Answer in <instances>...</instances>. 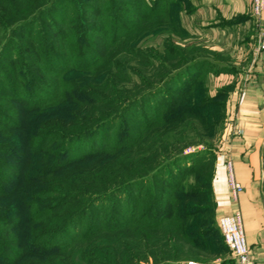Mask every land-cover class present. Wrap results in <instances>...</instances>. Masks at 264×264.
<instances>
[{"label": "trees", "instance_id": "trees-1", "mask_svg": "<svg viewBox=\"0 0 264 264\" xmlns=\"http://www.w3.org/2000/svg\"><path fill=\"white\" fill-rule=\"evenodd\" d=\"M59 1L0 0V264H136L142 240H127L124 233L140 228L145 229L149 247L153 233L169 231L177 243L185 240L188 245L187 252L182 246L174 253L168 249L163 261L154 257V264H180L171 255L197 260L200 251L209 253L208 230L214 221L199 219L204 209L197 204H182L197 202L200 191L181 192L182 176L163 175L186 155L173 154L157 167L151 156L176 149L184 142L181 134L193 131L197 123L208 130L223 124L226 99L218 103L221 115L213 118L209 105L192 103L195 84L183 88L178 103L169 97L155 106L149 102L167 92L164 88L175 77L199 63L204 67L208 59L185 60L180 67L173 65L175 70L160 64L155 74L156 61L140 51L138 39L131 40L125 27L133 23L131 17H138L136 11H120L115 4H106L108 0H66L71 7L60 18L59 28L47 15ZM182 1L186 0H172L168 7H180ZM119 12L130 19L113 15ZM33 22H39L37 31H22ZM21 32L23 38L17 39ZM225 70L221 66L214 74L233 68ZM60 74L64 82L55 85V94L41 96L42 86ZM142 87L148 91L140 95ZM229 91L228 87L226 98ZM164 102L169 106L164 108ZM176 103L183 107L173 108ZM143 104L151 114L133 116V131L123 133L134 140L125 143L124 136L114 135L116 142L98 149L84 143ZM214 155L215 151L207 181L213 198ZM157 179L167 192L151 193L155 199L150 200L140 188ZM120 194L128 196L129 214L116 215L115 224L103 221L101 213L91 214L98 202ZM145 198L149 201L143 209L140 201ZM214 203L216 209L215 198Z\"/></svg>", "mask_w": 264, "mask_h": 264}, {"label": "rangeland", "instance_id": "rangeland-1", "mask_svg": "<svg viewBox=\"0 0 264 264\" xmlns=\"http://www.w3.org/2000/svg\"><path fill=\"white\" fill-rule=\"evenodd\" d=\"M171 1L172 0H108L106 4H115V7H118L120 11L122 9H128L129 11L132 9V11H136L135 13H137L138 17H131L133 23L125 24V27L129 32V37H131V40L138 39L141 49L140 51L150 53V55L153 57V61H156L154 62L156 68L153 67L154 69H152L153 73L158 74V67L160 64H164L165 66L170 67L171 70H175L173 65H178L180 67V65H182L184 63L183 61L185 60L187 63L190 61V63H192V60L201 58H207L209 61V63L204 67H202L204 64L202 65V63H199L197 67H194L189 71L187 70L184 76L175 77L170 82L169 86L164 88V90L168 89V91L165 93H158L156 96H153L149 104L152 106L161 104L162 97H169V99L173 102L180 101V96L182 92H184L183 88L186 89V87L195 84V86L192 87L194 89L192 94V103L196 105L199 103L209 105L211 107L209 108V116H211V118L214 117L213 115H221L222 108H220L218 103L224 102L225 99L227 102L232 90L229 91L227 98L225 97V93L226 90H228V87H232L230 86V83H227L230 81V77H227L226 79V76H221V74L217 75L214 74V72L217 71V69L221 66H224L226 69L225 71H230V69L235 68L236 62L238 61H234L232 59L230 45L226 46V48L223 50V53H220L216 52L214 49L215 44L213 43L209 42L207 45L199 43L197 29L194 30L191 28L197 24L192 21L195 18L192 15L196 11L198 0L182 1L180 7H168V4ZM54 7V12H48V19H50L52 24H56V26L60 28V18L66 15L65 11L67 10V7H71V5H69L66 0H60L54 4ZM169 8H171V13L169 12ZM126 12L123 14L119 12L117 15H113L121 19L124 18V20L127 21V19L129 20L130 18ZM169 13L170 17L168 16ZM114 16H112V19H116ZM177 16L179 22L176 20ZM39 22H33L32 24L25 26L22 31H37V28L39 27L37 25H39ZM178 25L180 26L178 27ZM39 33L41 32H38V34ZM23 36V32H21L18 34L17 39H22ZM168 41L170 43H167ZM43 42L44 44H47L48 41L46 40V42ZM43 42L41 45H43ZM17 46L18 44H16V47ZM61 77L62 75L60 74L58 75L57 80H51L50 78L48 83L42 86L41 96L48 97L51 94L54 95L57 88L55 85H61L64 82L61 81ZM158 82V80H152V83ZM138 91V94H144L148 91V89L142 87ZM177 103L173 106V108L177 107L176 109H181L183 106H180V104ZM168 104L164 102V108L169 106ZM131 109H133V113H131L132 115H126V117L122 118L121 121L111 124L106 128H102L96 135H93L92 137L88 136L84 143L89 147L95 146L96 149L104 147V145L107 143L112 144L116 142L114 135H116V137L121 136L122 138V136H124V132H127L128 134L133 131V116L141 118L145 114H151L144 104L142 106H135ZM180 115V113L175 114L172 116V119L174 120L177 117L179 118ZM191 121H193V116ZM187 126L189 128L190 125ZM211 127L208 130L202 125L199 127V124L197 123L194 125L193 131L188 129L189 132L186 131L185 133L181 134V138H183L184 142L178 144L177 147H175L176 149L168 148V150H162L160 152L162 154L159 157L154 154L151 156L152 160L157 161V164H155V167H157L158 165L163 164L162 162H164L166 159H170L173 154L175 155L181 153L186 155V158L183 159L179 165H171L173 167L164 172L163 175L165 179H168L170 176L178 178L182 176L184 181L181 192L184 191L186 193H192L195 190L200 191V194L196 196L197 202H194L193 200H185L184 202L183 200L182 204H197L199 208L204 209L200 214H198L199 219L209 218L214 221L213 225L208 230V244L210 249L207 250L209 253L200 251V256L197 258V260L193 261L185 258L175 259L174 255L170 256L171 260H176V262L180 264H235V259L233 258L227 245L224 243L222 235L217 227L218 217L215 212L216 209L214 198L208 190L207 181L209 180L208 172L210 170V158L220 144L218 139L219 135L224 130V124H217ZM120 130H122V134L118 133ZM123 138H126L125 143L134 140L133 135L128 137L124 136ZM182 179H180V181ZM160 181V179H157L147 182L140 188L142 192L145 193L144 195L148 196V199H155V197H150L153 196L151 193L159 194L161 190L162 192H167L163 185L164 183ZM125 194L127 195L128 193ZM126 195L120 194L119 196L113 198L114 200H101L94 208H92L91 214L94 212L101 213L103 216V221L111 219V222H107V224H115L116 221H119L116 215L120 214V217H123L126 216V214H129L126 203V198L128 196ZM148 199L145 198L140 201V205L143 209L147 206V201H149ZM89 217L90 216H87L84 219L83 225L88 222ZM79 223H81V221ZM79 223H75L73 227L80 229ZM180 223H182V220L178 222L179 225ZM183 231L185 230H182V232ZM169 232V234L153 233L151 236L155 238L152 241L153 247H149L147 246V242H144L146 239V236H144L145 229L140 228L138 231L126 230L124 235L126 236L127 240H142L137 244L138 256L135 259L137 262L136 264H154V257H157L160 261H163V259H165L164 252L168 249H172L174 253V249L176 250L177 246H182L184 252H187L188 245L184 242L185 240L177 243L175 237L173 236V232ZM158 242L162 246H156V243Z\"/></svg>", "mask_w": 264, "mask_h": 264}, {"label": "crops", "instance_id": "crops-1", "mask_svg": "<svg viewBox=\"0 0 264 264\" xmlns=\"http://www.w3.org/2000/svg\"><path fill=\"white\" fill-rule=\"evenodd\" d=\"M192 16L197 24L191 28L197 29L200 44L213 43L220 53L230 45L232 59L238 61L232 72L221 74L230 77L232 91L214 155L216 215L241 212L255 264H264V51L259 49L264 11L255 16L252 0H198ZM228 161L243 187L237 200L229 193Z\"/></svg>", "mask_w": 264, "mask_h": 264}, {"label": "built area", "instance_id": "built-area-1", "mask_svg": "<svg viewBox=\"0 0 264 264\" xmlns=\"http://www.w3.org/2000/svg\"><path fill=\"white\" fill-rule=\"evenodd\" d=\"M263 11L264 0H252L253 14L260 16ZM259 49L264 51V34L260 37ZM226 172L230 196L233 200H237L239 194L243 191V187L236 180L233 164L230 161L226 163ZM218 227L236 263L255 264L244 233L241 212L237 210L232 214L219 217Z\"/></svg>", "mask_w": 264, "mask_h": 264}]
</instances>
